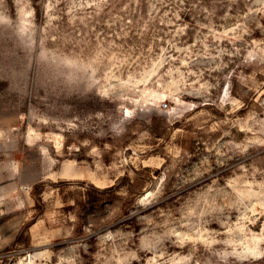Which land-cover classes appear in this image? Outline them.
I'll return each mask as SVG.
<instances>
[{"label": "rangeland", "instance_id": "obj_1", "mask_svg": "<svg viewBox=\"0 0 264 264\" xmlns=\"http://www.w3.org/2000/svg\"><path fill=\"white\" fill-rule=\"evenodd\" d=\"M0 188V264H264V0H0Z\"/></svg>", "mask_w": 264, "mask_h": 264}, {"label": "crops", "instance_id": "obj_2", "mask_svg": "<svg viewBox=\"0 0 264 264\" xmlns=\"http://www.w3.org/2000/svg\"><path fill=\"white\" fill-rule=\"evenodd\" d=\"M12 196L10 188H0V249L13 242L19 227V215ZM2 202H5V205Z\"/></svg>", "mask_w": 264, "mask_h": 264}]
</instances>
